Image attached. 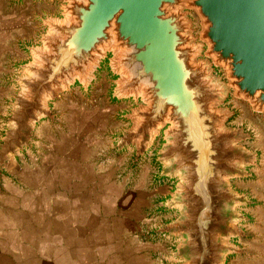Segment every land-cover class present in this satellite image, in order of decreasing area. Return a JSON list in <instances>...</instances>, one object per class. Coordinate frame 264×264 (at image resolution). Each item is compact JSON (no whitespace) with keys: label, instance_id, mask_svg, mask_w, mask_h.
Returning <instances> with one entry per match:
<instances>
[{"label":"water","instance_id":"95a60500","mask_svg":"<svg viewBox=\"0 0 264 264\" xmlns=\"http://www.w3.org/2000/svg\"><path fill=\"white\" fill-rule=\"evenodd\" d=\"M64 1L62 17L42 19V44L28 47L0 164L54 118L51 101L76 83L88 93L107 61L113 98L138 104L124 116L131 127L119 147L135 146L139 160L163 135L158 161L178 180L168 208L180 217L162 232L181 240L180 264H227L243 252L230 242L245 219L236 209L252 203L231 180L249 176L257 154L239 145L250 136L227 126L235 112L222 105L233 91L264 113V0Z\"/></svg>","mask_w":264,"mask_h":264},{"label":"crops","instance_id":"0c3cea01","mask_svg":"<svg viewBox=\"0 0 264 264\" xmlns=\"http://www.w3.org/2000/svg\"><path fill=\"white\" fill-rule=\"evenodd\" d=\"M45 9L42 0H0V151L22 91L17 80L32 60L28 47L46 33ZM96 76L89 95L51 102L54 118L40 120L30 142L1 162L0 264L182 262L181 240L162 232L180 214L168 208L175 179L163 175L155 146L139 160L135 146L119 147L131 122L117 117L107 61ZM257 179L236 187L261 201L242 210L253 225L228 264H264V175Z\"/></svg>","mask_w":264,"mask_h":264},{"label":"rangeland","instance_id":"374dc122","mask_svg":"<svg viewBox=\"0 0 264 264\" xmlns=\"http://www.w3.org/2000/svg\"><path fill=\"white\" fill-rule=\"evenodd\" d=\"M45 2V6H46V11L44 12V15H42L43 18H46L47 16H51V17H62V7L65 4L64 0H55V1H51V0H42ZM190 17L193 20V24H194V29L196 30L195 35H198L200 30H201V25H200V19L197 16V14L195 12L191 13ZM44 26V25H43ZM43 32V30L41 31ZM39 32V36L36 42V45H41L42 44V37L45 33H41ZM215 69V76L216 77H220L222 78L223 81L227 82V76L225 71L220 68V67H214ZM101 75H103V73H101ZM117 77L114 76V80ZM96 82V81H94ZM94 82L92 83L89 92H85L83 90V87L81 84L76 83L73 87H72V91L73 94H76L80 97H83V92H85L87 95L90 94V90L94 84ZM114 82H112V86H110L109 89V94L113 97V90H114ZM71 91V92H72ZM83 91V92H82ZM70 92H66V93H61V95L56 98L54 101L51 102H55L57 100H64L65 98H67V94ZM108 94V96H109ZM109 98V97H108ZM117 100V99H116ZM99 103H97L98 105L103 106L102 102L99 101V99L97 100ZM119 103L116 104V106L119 108V121L126 119V118H122V109L125 108L127 106V101L129 102V100H117ZM50 102V103H51ZM133 102V107H136L138 104ZM129 104V103H128ZM132 107V108H133ZM223 108H230L231 111L235 112V115L229 119V121L227 122V126L229 128H234V129H243L244 133L248 134L250 137L246 140H243L239 143L240 146H243L247 149H249L250 151H252L253 153L257 154V165L256 166H250L247 168V171L249 172V176L244 177V178H234L231 180V185L233 187V189L236 192H239L242 195H245L248 197V199L252 202L251 204H244L242 206L237 207V212L239 214H241L243 217H245L244 220H242L239 224H238V229L241 232V235H239L238 237L235 238H231L230 242L232 244H235L237 246H239L241 249V240L246 236L247 234V225L248 224H252L253 225V221L250 219V217H247L246 214L242 211L244 208H246V206H255L257 204L260 203L261 199H258V197L253 198L252 196H248L247 194H245L242 191H245L240 189V188H236L240 183H246L248 181H258V176H263L264 175V113H256L252 110L251 106L242 100L236 99L233 96V91L231 92L230 96L228 97V99L224 102V104L222 105ZM108 130L114 131V127H109ZM163 135H161L158 139L159 141H157V143H154L153 147L155 149V152L157 153L163 146ZM177 179H175L176 185H177ZM247 192V191H245ZM177 216V213H176ZM180 217V214H179ZM243 253V252H242ZM241 253L238 254H232L230 256H228L227 258V264L230 258H234L237 255H240Z\"/></svg>","mask_w":264,"mask_h":264}]
</instances>
